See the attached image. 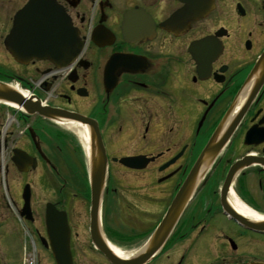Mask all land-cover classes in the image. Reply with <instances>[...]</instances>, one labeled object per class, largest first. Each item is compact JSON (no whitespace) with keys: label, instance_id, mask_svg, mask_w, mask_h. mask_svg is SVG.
<instances>
[{"label":"flooded vegetation","instance_id":"flooded-vegetation-1","mask_svg":"<svg viewBox=\"0 0 264 264\" xmlns=\"http://www.w3.org/2000/svg\"><path fill=\"white\" fill-rule=\"evenodd\" d=\"M31 1L0 0V83L70 118L0 102V264H22L24 251L56 264L61 234L71 264H116L92 243L83 128L106 165L98 231L115 256L264 264V233L228 213L236 200L264 220V0H36L68 20L82 48L69 63L20 64L4 42ZM209 144L172 230L145 255Z\"/></svg>","mask_w":264,"mask_h":264},{"label":"water","instance_id":"water-1","mask_svg":"<svg viewBox=\"0 0 264 264\" xmlns=\"http://www.w3.org/2000/svg\"><path fill=\"white\" fill-rule=\"evenodd\" d=\"M62 17L53 10V6L46 2L32 0L24 7L15 17L12 29L5 40L7 51L15 58L22 60H50L53 63H58L63 56H69L71 53H77L80 46H72L71 34L67 29ZM0 101L8 103L20 102L21 98L18 94L10 89L0 85ZM26 108V106H25ZM36 111L43 116L58 118H70L67 115H59L54 111L37 108ZM78 122L86 124V120L76 117ZM212 144H209L205 151L201 154L197 164L191 170L188 180L183 184L178 194L174 198L165 217L154 231L149 243L144 248L145 255H151L163 244L166 237L172 230L182 208L196 187L198 179L195 173L198 172L206 164V156L210 151ZM100 153L95 152V148L90 146L89 153V178L91 189V223L90 231L92 235L93 245L97 250L103 253L109 261H114L116 264H126L120 258L114 256L112 251L100 240L98 233V210L100 206V198L102 187L104 184L105 163L100 160ZM136 159H123L121 163L128 167H139ZM231 217L240 225L255 232L264 233V221H250L234 211L228 212ZM62 236L66 239L61 241ZM52 241L50 246L53 252L56 264H71L68 235L61 234ZM144 255V261L148 259Z\"/></svg>","mask_w":264,"mask_h":264},{"label":"bare ground","instance_id":"bare-ground-1","mask_svg":"<svg viewBox=\"0 0 264 264\" xmlns=\"http://www.w3.org/2000/svg\"><path fill=\"white\" fill-rule=\"evenodd\" d=\"M14 107V106H11ZM79 134H80V138L84 147V150L86 152L87 155H89V146H88V132L83 128V129H78ZM234 204V205H233ZM233 207L235 208V210L242 216L253 220V221H262L263 218L258 216V214L250 209H246L242 204L238 203L236 200L233 203ZM114 251V253L120 257L123 258V255L120 254V251L116 248L112 249Z\"/></svg>","mask_w":264,"mask_h":264},{"label":"rangeland","instance_id":"rangeland-1","mask_svg":"<svg viewBox=\"0 0 264 264\" xmlns=\"http://www.w3.org/2000/svg\"><path fill=\"white\" fill-rule=\"evenodd\" d=\"M3 57H4V55L0 53V59H3ZM14 248H15V246H14ZM13 250H14V249H13ZM21 250H22V246H21L20 251H21ZM20 253H21V252H20ZM19 259H20V256H19Z\"/></svg>","mask_w":264,"mask_h":264}]
</instances>
